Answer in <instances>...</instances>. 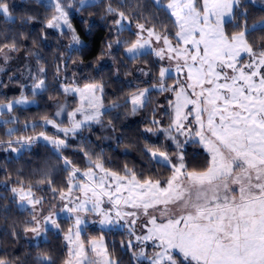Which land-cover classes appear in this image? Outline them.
Masks as SVG:
<instances>
[{"label": "snow or ice", "instance_id": "6c2138e0", "mask_svg": "<svg viewBox=\"0 0 264 264\" xmlns=\"http://www.w3.org/2000/svg\"><path fill=\"white\" fill-rule=\"evenodd\" d=\"M95 2L74 0L78 5L74 6L64 0H48L46 6L54 14L46 26L58 29L61 34L70 32L69 47L77 46L74 50L81 51L86 45L69 12L94 7ZM153 3L169 13L174 32L161 34L155 26L146 27L111 4L105 12L114 17V43L124 46L129 59L136 60L154 51L160 60L174 61V71L184 74L182 80L174 77L171 67H160L158 73L159 91L175 96L170 101L174 114L163 131L177 151L170 154L146 147L150 159L167 168L170 175L162 180L137 173L127 165L120 171L113 170L101 156L93 158L87 152L88 166L82 170L61 156L64 171L69 173L67 192L52 187L50 174L38 181L47 184L59 200L67 201L58 210L55 206L45 209L43 197H37L31 186L25 188L23 181L21 187L11 189L21 208L30 215L24 231L36 237H46L50 230L64 232L57 217L60 212L68 213L66 219L71 220L72 226L64 235L68 252L62 264H120L109 253L103 238L82 237V233L86 237L90 223H99L102 229L126 227L130 239L121 245L130 250L139 248V252L133 251L137 264H264V36L251 39L254 33H264V16L250 21L244 0H167L166 4L153 0ZM0 16L13 19L9 0H0ZM134 22L139 31L132 35L137 39L121 41L119 34L131 32ZM145 32L147 38L142 35ZM153 38L162 42V46L152 49ZM106 46L111 49L113 42ZM14 51H19L14 40L0 45L5 60L8 52ZM166 79H175V83L169 85ZM37 89L45 90L44 80L34 86L33 96ZM63 92L79 96V107L68 113L70 127H61L49 119L46 124L67 138L83 127H90L92 122L101 123L106 111L101 83L64 87ZM148 93V88L138 90L126 101L132 105L133 113L149 102ZM26 101L27 97L22 96L15 103ZM13 106V103L0 104V115L5 110L11 111ZM119 106L114 103L111 107ZM62 111L63 107L55 115L59 117ZM78 114L82 119H76ZM153 124L158 125L159 121L153 120ZM14 131L9 129L8 134L11 136ZM180 136L185 137L183 142L178 139ZM40 137L57 149L69 147L66 139L50 138L44 132L37 137L9 140L7 144L11 148L15 143L17 147L11 150L19 152ZM194 138L209 154L206 165L199 170L189 168L179 151L182 143ZM74 190L81 195L73 196ZM89 215L100 219L89 220ZM141 218H144L143 234L137 235L134 226ZM149 241L151 254L147 251ZM0 264L7 261L0 259ZM39 264L56 261L42 254Z\"/></svg>", "mask_w": 264, "mask_h": 264}, {"label": "trees", "instance_id": "16d2710c", "mask_svg": "<svg viewBox=\"0 0 264 264\" xmlns=\"http://www.w3.org/2000/svg\"><path fill=\"white\" fill-rule=\"evenodd\" d=\"M64 2L74 4V0ZM166 2L167 0H162V3ZM9 3L13 19L0 16V45L14 40L19 48L15 52L29 56L34 66L33 71L44 69L42 73L46 85L42 93L35 95L40 100L38 105H16L11 112L3 113L8 123L0 122V147L9 146L7 141L19 135L43 131L55 133L53 128L45 127L40 121L52 117L54 101H61L69 95L63 92L61 85L74 84L73 75L81 79L82 84L97 82L103 85L102 99L106 111L101 117V123L92 122L90 127H83L74 136L69 135L67 138L58 135L66 139L69 147L57 149L50 143L34 141L29 149H24L19 155L4 152L3 149L0 152V259L7 261V264H39L41 255L48 254L56 264H62L68 252L64 234L72 225L71 220L59 219L64 232L50 230L47 239L29 243L25 238L24 228L30 215L21 208L11 189L22 186L20 181H23L24 187L31 186L36 195L44 197L53 192L47 184H39L38 181L48 174L53 181L52 187L57 191L67 189L69 173L64 171L61 156L67 157L73 165L84 170L88 166L85 152L93 158L101 156L113 170L120 171L127 165L137 173L154 178L163 180L169 176V170L157 165L146 152V147L160 148L172 154L177 151L163 131L170 123L168 111L162 116L163 119L159 115V109L166 103V92L150 90L149 102L135 113L132 112V105L126 103L142 87L158 84L162 64L153 52L136 60L129 59L124 46L114 43V17L106 15L105 9L111 4L134 21L144 23L146 27L155 26L156 31L161 34H170L175 29L169 13L157 7L153 0H96L94 7L69 12L77 34L86 45L81 51H75L77 46L69 47L72 43L68 31L61 34L46 26L54 14L46 6L47 3L41 0H9ZM244 4L250 21L264 16V7L254 2L249 3L248 0H244ZM28 17L33 19L29 20ZM131 29V32L125 30L120 33L119 39L135 41L136 36L132 35L135 31ZM262 36L264 33L257 32L251 39ZM169 38L173 39L171 35ZM110 41L113 42V47L108 49L106 45ZM138 65L148 71V81H142L136 70ZM166 81L170 85L175 79ZM16 94L17 92L6 93L4 85L0 83V103ZM27 94L33 96L29 91ZM114 103L120 106L111 107ZM153 120L159 121V124H153ZM33 125L36 127L33 128ZM10 127H16L11 136L8 134ZM182 152L185 163L191 169H203L209 159V155L197 142L187 143ZM101 234L106 236L109 253L120 264H137L132 252L121 245L122 241L127 240L123 229L89 228L86 236L90 238ZM88 237L84 235V238Z\"/></svg>", "mask_w": 264, "mask_h": 264}, {"label": "rangeland", "instance_id": "374dc122", "mask_svg": "<svg viewBox=\"0 0 264 264\" xmlns=\"http://www.w3.org/2000/svg\"><path fill=\"white\" fill-rule=\"evenodd\" d=\"M41 1H43V2L48 4V0H41ZM254 3L259 5V6L264 7V0H254ZM131 28H133L135 32L139 31L136 28L135 25H132ZM49 30H51L53 32L61 33L58 29L49 28ZM70 35H71V33H70ZM142 35H143L144 38H147V33L146 32L142 33ZM136 39H137V37H135V40ZM71 43H72V40H71ZM175 43H176V41L173 40V44H175ZM161 46H162V42L158 43L153 38V40H152V49H157V48H159ZM5 51L7 52V49ZM153 53H154V51H153ZM156 58L158 59V62L162 64V67H171L173 69V76L174 77L179 78L181 80L183 79V75H184L183 73H176L174 71V69H175V62L174 61L173 62H169L167 59L160 60L157 56H156ZM0 69H2V70H0V83H2L4 85V91L6 93H8V94L17 92V94L14 97H12L11 99L6 100V101H4V102H2L0 104L13 103L14 106L19 105V106L26 107V106H31V105H38L40 103V100H39V98L37 96H29L27 94L28 91L32 93V90H33L34 86L36 84H38L40 80H44L43 73L40 71V69H36V70L33 71L34 66H33L32 61H31V59L29 58L28 55L16 53L15 51L14 52H8V59L5 60L4 57H3V54H0ZM141 69H143V71H141ZM136 70H137L139 76L141 77L142 81H145V82L148 81L149 73L144 67H142L141 65H138ZM74 76L75 75H73L75 83L74 84H64V83H62V85H61L62 89L64 87H75V86L82 87L84 85V84L81 83V79L77 78L76 76L74 77ZM44 83L46 85L45 80H44ZM174 83L175 82H173L171 84H174ZM145 88H148L149 91L152 90V89H159L158 84H156L155 87H153L152 85H148V86L142 87L140 90L145 89ZM42 92L43 91L40 90V89L36 90V94H40ZM137 92H135L134 94H137ZM163 93H165V92H163ZM97 95H101V94L97 93ZM22 96L23 97H27V101L24 102V103H20V104L15 103V101L20 100ZM164 97H165L166 103L159 109V112H160L159 115H160L161 119H163L162 116L165 115L164 113H167V111H168V116H169V120H170L171 117L174 114L173 106H172V104H170V101H174L175 100V96H174V93H172V92H166ZM53 106H54L53 115H52L51 118H47V119L55 120L56 123L59 124L61 127H70V118L68 116V113L72 112L75 108L79 107V96L77 94H69V95H67V97L65 99H63L61 101H54L53 102ZM61 107H63V111L61 112V115L59 117H57L55 115V113L57 111H60ZM11 111L5 110L4 112H8L9 113ZM76 119H82V116L80 114H78ZM45 120L46 119H44V120H42L40 122L43 123L45 127L53 128L55 133H48V132H45V131H43V132L47 136H49L50 138L63 139V137H60L58 135H61V136H64V135L62 133H58L57 129L54 128L51 124H46ZM5 121H7V119L4 117V115H0V122H5ZM32 124H30V125H32ZM15 128L16 127H10V128H8V130L9 129H15ZM79 130H81V129H79ZM39 133L35 132V133L29 134V135H26V134L19 135V136L15 137L12 141L14 142L17 138L37 137V136H39ZM166 134H167V137H168V133H166ZM172 135H176V134L172 133ZM178 139L183 142L185 140V137L180 136V137H178ZM197 140H198V138H194V139H189L186 143H182V147L179 149V151L182 152V149L184 148V145H186L187 143L189 144L191 142H196ZM35 141H44L46 143H50V141L45 140L43 137H40L38 140H35ZM199 144L206 151V149L203 146V144L202 143H199ZM51 145L54 148H56V146H54L53 144H51ZM174 146H175V143H174ZM15 147H17V146H16L15 143H13L11 145V148H15ZM11 148L9 146H6V145L2 146V147H0V149H1L0 152L3 149L4 152H7V153L11 152L13 155H19L24 150V149H21L19 152H15V151H12ZM29 148H27V149H29ZM165 148H166V146H165ZM176 150H177V148H176ZM206 153H207V151H206ZM170 154H172V153H170ZM1 156L2 155L0 154V157ZM19 187H21V186H18V187H15V188H19ZM25 188H27V187H25ZM61 191L66 193L67 189H63ZM76 195H81V194L77 193L74 190L73 191V196H76ZM36 196L37 197H43V196H39V195H36ZM15 198L17 199L18 203L21 206V202L19 201L18 197H15ZM43 199H44V208L45 209H48L51 206H55V208L58 210L59 207L62 204L67 203V201L59 200L58 196H56V193L47 194L46 196L43 197ZM39 207L40 206L38 205L37 209H39ZM28 208L31 209V205H29ZM37 215L39 216V212H37ZM68 215H69L68 213L60 212L59 216L57 217V222L60 224L59 219L66 218ZM87 218L89 220H94V221H98L100 219V217L92 216V215H89ZM143 219L144 218H141V220H138L136 225L134 226L136 228L137 235L143 234L142 231H141V224L143 223ZM71 226L72 225L70 224V227ZM89 228H100V229H102L101 225L99 223H90L87 226L86 235H88V233H89ZM117 229H120V228H116V229H113V230H117ZM104 230H110V229L104 228ZM123 230H124V232L127 235V240L130 239V237L128 236V229L125 227V228H123ZM84 235L85 234L82 233V237L83 238H84ZM86 237H88V236H86ZM25 238H26V240L29 243H39V242L47 239V236L45 237V236L42 235L40 237H36L31 232H28V233L25 232ZM90 238H93V239L103 238V241L106 244V236L104 234H101V235H98V236H94V237H90ZM151 243L152 242L149 241L148 242V247H147V251L150 254H151V252L153 250L152 247H151ZM125 248H127V247L125 246ZM130 251L133 254V251L139 252V248L131 249Z\"/></svg>", "mask_w": 264, "mask_h": 264}]
</instances>
